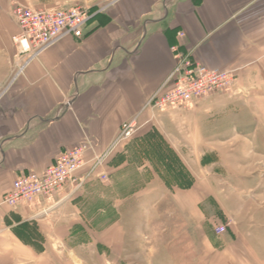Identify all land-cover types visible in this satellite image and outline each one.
I'll use <instances>...</instances> for the list:
<instances>
[{
  "label": "crops",
  "instance_id": "crops-1",
  "mask_svg": "<svg viewBox=\"0 0 264 264\" xmlns=\"http://www.w3.org/2000/svg\"><path fill=\"white\" fill-rule=\"evenodd\" d=\"M75 5L91 13L83 38L62 37L25 65L28 56L15 42L20 30L12 9ZM189 52L212 69L236 70L256 86L241 134L247 165L223 167L243 177L225 178L220 170L206 168L212 174L206 183L202 177L188 188L168 183L190 218L200 223L205 202L214 199L217 226L228 227L218 235L217 226L204 225L195 264H264V0H0V264H132L124 256L120 212L115 224L92 229L91 222L114 220L106 212L87 210L94 174L82 188L68 187L58 202L15 211L3 200L21 174L42 172L80 145L89 148L90 162L80 178L97 157L103 158L97 174H108L103 164L115 159L117 185L121 176L127 179L125 172L145 167H139L145 159L140 144L147 137L118 138L133 121L139 129L151 123L157 112L145 109L147 102L173 72L177 54ZM202 120L196 124L197 151L204 141L198 128ZM233 127L227 141H218L225 147L212 134L209 140L223 158L242 154L241 146L230 145L241 138ZM163 136L172 140L166 132ZM156 180L154 175L151 181ZM137 182L126 184L139 191ZM223 185L231 191L227 200L215 193ZM119 194L117 211L124 200ZM89 246L95 247L96 260H87Z\"/></svg>",
  "mask_w": 264,
  "mask_h": 264
},
{
  "label": "rangeland",
  "instance_id": "rangeland-1",
  "mask_svg": "<svg viewBox=\"0 0 264 264\" xmlns=\"http://www.w3.org/2000/svg\"><path fill=\"white\" fill-rule=\"evenodd\" d=\"M239 79L241 93L238 92L231 96H211L203 102L201 101L197 106L195 103L188 109L157 112L155 116H152L149 125L142 129L137 126L136 128L139 130L134 137H147L140 144L141 151L143 150L145 153V159L141 160L139 167L147 165L141 170L136 169L133 174L125 172L127 179L121 176V185H117L119 177L114 169V158H109L103 164V168L108 171V174L104 173L108 176L107 180L104 181L102 175L97 174L99 168L95 171L92 181L94 184L88 192L90 204L87 210L92 214L106 212L113 215L114 220L107 223L100 220L91 222L92 229L100 231L103 230L101 227L103 228L105 224H115L117 221L115 216L120 212L122 218L119 215L118 220L122 219L119 224L125 232L126 253L124 256L128 262L132 264H169V261L173 260L176 264H195L197 261L199 250H196L195 247L202 244L201 231L206 227L204 226L206 223L213 227L217 226V221L214 218L219 216L217 215L219 205L216 200L208 199L203 206L206 218L202 219L200 224L190 218V214L181 210L172 196V188L168 183L188 188L194 184L197 177H202L206 183L212 176L211 172H206V168H211L210 171L214 168L213 170L216 172L220 170L218 175L225 178L243 177V174H229L223 168L247 165V158L242 153V151L245 152L243 149H247L245 148L247 142L241 134L244 133V120L247 118L245 107L247 102L255 96L253 93L256 86L250 79ZM200 120L202 121L198 128L204 141L203 144L202 142L198 143L199 151H197L196 124ZM233 125L241 138L230 145L241 146L242 154L232 159L227 156L223 158L219 156L220 152L210 146L209 140L212 139L210 138L212 134L216 142L227 141L232 135L230 133L234 128ZM164 132L172 136L170 142L164 138ZM201 135L200 138H202ZM218 143L220 148L225 147L220 142ZM154 175L157 176V180L153 183L151 180ZM134 180L138 181L136 187L139 186V191L135 189L138 194L133 197L135 190L131 189V184L133 185ZM126 182L131 183L129 184L130 189ZM223 187L224 189L220 191L215 190V193L221 198L224 195L227 200L231 191L228 187L224 185ZM117 192L124 195L123 204L120 208L118 207V211L115 207ZM220 192L223 195L219 194ZM241 204L242 202L233 208L239 209ZM233 220L234 217L233 219L231 216L228 217V222L235 227ZM95 250V247L89 246L87 260H96ZM64 260L65 257L62 261Z\"/></svg>",
  "mask_w": 264,
  "mask_h": 264
},
{
  "label": "built area",
  "instance_id": "built-area-1",
  "mask_svg": "<svg viewBox=\"0 0 264 264\" xmlns=\"http://www.w3.org/2000/svg\"><path fill=\"white\" fill-rule=\"evenodd\" d=\"M11 15L20 30L15 42L21 54L28 56L25 65L37 60L46 49L62 37L83 38L85 28L91 19L90 9L84 5L55 10L15 6ZM24 66L19 69V73ZM239 88V74L236 70L212 69L196 60L192 52L178 53L173 72L147 102L145 109L163 113L188 109L211 96L241 93ZM136 127V121L126 125L118 141L131 139L138 131ZM88 151L87 146H77L65 152L46 170L21 174L5 195L3 204L15 211L26 210L43 202H58L57 199L68 187H74L75 191L82 188L103 160L99 157L94 158L91 170L84 178H80L82 171L90 164L87 160ZM101 175L104 181L108 179L107 174ZM215 231L218 235H224L227 227L220 225Z\"/></svg>",
  "mask_w": 264,
  "mask_h": 264
}]
</instances>
